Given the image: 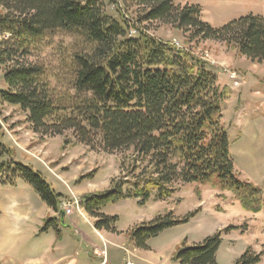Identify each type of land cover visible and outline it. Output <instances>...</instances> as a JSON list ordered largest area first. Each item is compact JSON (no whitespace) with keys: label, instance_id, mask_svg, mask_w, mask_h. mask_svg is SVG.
I'll list each match as a JSON object with an SVG mask.
<instances>
[{"label":"trees","instance_id":"obj_1","mask_svg":"<svg viewBox=\"0 0 264 264\" xmlns=\"http://www.w3.org/2000/svg\"><path fill=\"white\" fill-rule=\"evenodd\" d=\"M118 7L120 18L107 13L106 2ZM122 6V10L119 8ZM134 9V11H133ZM133 13L134 18L127 14ZM170 25L188 36V43L219 41L248 60L264 64V16L248 14L221 28L204 21L203 8L175 0H0V73L8 86L0 100L28 113L37 134L63 136L73 132L78 142L121 160L125 183L86 196L81 201L98 231L117 233V216L102 209L126 199L145 206L153 195L170 199L175 185H209L230 191L242 208L264 211V189L237 174L224 107L231 93L219 84L208 65L190 50H180L151 34L150 25ZM70 32L86 42L70 64L69 92L57 96L47 69L31 62L32 52L56 32ZM136 32V35L132 33ZM0 133V185L25 182L49 208L59 213L64 195L42 173L16 159ZM89 175L86 178H90ZM132 178V181H129ZM200 210L176 219L173 213L137 226L128 233L135 248L167 229L187 224ZM60 219H48L42 232L58 231ZM225 231L202 243L184 242L176 264H218ZM262 254L246 251L235 264H259Z\"/></svg>","mask_w":264,"mask_h":264},{"label":"rangeland","instance_id":"obj_2","mask_svg":"<svg viewBox=\"0 0 264 264\" xmlns=\"http://www.w3.org/2000/svg\"><path fill=\"white\" fill-rule=\"evenodd\" d=\"M194 1L205 8L204 21L214 28H221L248 14L264 16V0ZM188 2L176 0V4H192ZM106 6L110 16L120 18L117 6L109 1ZM119 8L122 10L123 7L119 5ZM127 15L135 19L133 13ZM149 27L157 39L180 50H190L200 57L217 75L219 84L230 91L223 122L229 133L236 172L243 181L264 189V64L248 60L223 42L190 44L188 36L170 25L157 22ZM85 49L86 42L80 36L56 32L43 41L40 50L32 52L31 62L47 69L53 89L59 96L70 89L71 75L65 70L68 64L65 66L64 61L70 64L72 56ZM7 88L0 73V90ZM27 119L28 113L20 107L0 100L2 142L15 151L18 161L42 173L58 193H74L72 198L67 196L63 200L61 209L71 211L66 215L86 216L92 221L83 211L81 201L88 195L108 191L113 180L125 183L126 173L121 172V160L124 156H131L132 151L111 154L98 146L91 148L79 143L73 132H66L63 136H43L34 132ZM7 162L8 157L0 158V163ZM89 175L91 177L86 178ZM54 176H59L62 183ZM20 183L29 187L23 181ZM175 187L176 193L164 201L153 195L145 206L139 205L136 199H126L102 209L105 215L119 218L116 227L124 239L106 246L110 264H176L174 254L184 242L188 246L200 244L228 227H237L238 230L223 234V243L217 254L218 264H235L249 249L262 254L259 264H264V211L249 213L232 192H222L209 185L177 183ZM197 210L200 212L189 223L167 229L151 239L147 250L135 248L128 237L137 226L160 216L173 213L176 219H182ZM7 239L13 237L4 230L0 234V253L6 249ZM16 255L19 257L17 262L24 264L23 252Z\"/></svg>","mask_w":264,"mask_h":264},{"label":"crops","instance_id":"obj_3","mask_svg":"<svg viewBox=\"0 0 264 264\" xmlns=\"http://www.w3.org/2000/svg\"><path fill=\"white\" fill-rule=\"evenodd\" d=\"M205 14L203 7L204 19ZM54 177L62 183L59 176ZM61 194L65 198L74 195L72 192ZM59 213L45 205L32 188L20 182L16 187L0 185V234L6 230L13 237L5 240L6 249L0 253V264H23L17 262L19 251L24 254V264H110L106 246L122 242V233L98 231L94 219L91 221L86 216L66 215L62 222ZM51 218L60 219L58 231L42 232L45 222Z\"/></svg>","mask_w":264,"mask_h":264},{"label":"water","instance_id":"obj_4","mask_svg":"<svg viewBox=\"0 0 264 264\" xmlns=\"http://www.w3.org/2000/svg\"><path fill=\"white\" fill-rule=\"evenodd\" d=\"M59 214L61 216V221L64 222L65 221V216H66L65 211L64 210H61Z\"/></svg>","mask_w":264,"mask_h":264},{"label":"built area","instance_id":"obj_5","mask_svg":"<svg viewBox=\"0 0 264 264\" xmlns=\"http://www.w3.org/2000/svg\"><path fill=\"white\" fill-rule=\"evenodd\" d=\"M132 34H133V35H136V32H133ZM74 203H75V202H74ZM77 205L79 206V202H77ZM64 211H65V210H64ZM70 212H71L70 210L65 211L66 214H67V213L70 214Z\"/></svg>","mask_w":264,"mask_h":264}]
</instances>
